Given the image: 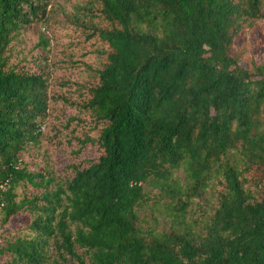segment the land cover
<instances>
[{"label": "trees", "instance_id": "obj_1", "mask_svg": "<svg viewBox=\"0 0 264 264\" xmlns=\"http://www.w3.org/2000/svg\"><path fill=\"white\" fill-rule=\"evenodd\" d=\"M66 1L105 58L52 163L13 42L55 7L0 0V264H264V0Z\"/></svg>", "mask_w": 264, "mask_h": 264}, {"label": "rangeland", "instance_id": "obj_2", "mask_svg": "<svg viewBox=\"0 0 264 264\" xmlns=\"http://www.w3.org/2000/svg\"><path fill=\"white\" fill-rule=\"evenodd\" d=\"M51 1L55 8L50 11L48 19L43 23L24 28L14 40L13 57L18 59L24 57L22 65H27V68L28 65L34 66L42 70L48 78V109L46 118L41 123L43 135L39 147L33 148V152L42 153L46 150L50 162L53 163L58 162L62 158L59 155L65 152L62 145L52 144L53 131L68 115L73 114L76 107L70 102H76L77 98L81 97V93H85L83 82L85 80L87 83V80H91L92 75L89 66L98 67L104 61L105 54L100 53L99 50L105 48V45L94 40L85 41L84 36H79V31L68 32L66 17L57 3L61 2L62 7L68 9L71 2ZM41 36L49 38V51L44 55L46 58L38 54L37 47L40 46ZM64 98L70 102H66ZM72 127L69 126V130ZM60 139L58 136L56 141Z\"/></svg>", "mask_w": 264, "mask_h": 264}]
</instances>
